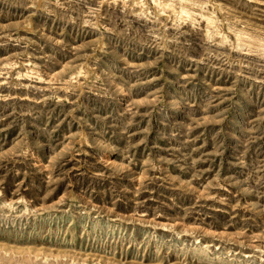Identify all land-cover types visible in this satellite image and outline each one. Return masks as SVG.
<instances>
[{"label":"rangeland","instance_id":"obj_1","mask_svg":"<svg viewBox=\"0 0 264 264\" xmlns=\"http://www.w3.org/2000/svg\"><path fill=\"white\" fill-rule=\"evenodd\" d=\"M0 264H264V0H0Z\"/></svg>","mask_w":264,"mask_h":264},{"label":"bare ground","instance_id":"obj_2","mask_svg":"<svg viewBox=\"0 0 264 264\" xmlns=\"http://www.w3.org/2000/svg\"><path fill=\"white\" fill-rule=\"evenodd\" d=\"M177 12L180 13V14H185V15L188 13L187 9L184 6H182V5L180 6V8H179V10ZM205 19H206V27H207L208 32L211 33V34H213L215 32H218L216 30L214 24H213L214 20L212 19V17L211 16H205ZM32 72H33L32 69H25L24 70V74L26 76L29 75ZM124 93H125L124 90H122L121 91V95H124ZM177 107H178V105L176 104L175 105V109H177Z\"/></svg>","mask_w":264,"mask_h":264}]
</instances>
